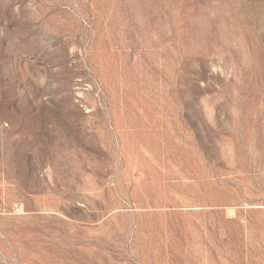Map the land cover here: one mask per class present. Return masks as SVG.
<instances>
[{"label": "rangeland", "instance_id": "1", "mask_svg": "<svg viewBox=\"0 0 264 264\" xmlns=\"http://www.w3.org/2000/svg\"><path fill=\"white\" fill-rule=\"evenodd\" d=\"M0 264H264V0H0Z\"/></svg>", "mask_w": 264, "mask_h": 264}]
</instances>
